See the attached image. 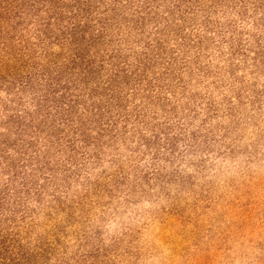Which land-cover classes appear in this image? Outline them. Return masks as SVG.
I'll use <instances>...</instances> for the list:
<instances>
[{
	"label": "rangeland",
	"instance_id": "obj_1",
	"mask_svg": "<svg viewBox=\"0 0 264 264\" xmlns=\"http://www.w3.org/2000/svg\"><path fill=\"white\" fill-rule=\"evenodd\" d=\"M32 3L0 0V53L34 26ZM139 3L119 7L131 13ZM232 6L212 9L218 33L240 27L263 48L232 55L221 34H209L200 55L206 72L191 52L185 88L144 104L150 143L129 135L130 145L92 169L96 188L73 183L63 209L40 216L33 236L53 243L49 264H264V15L243 22ZM119 37L126 47L138 36Z\"/></svg>",
	"mask_w": 264,
	"mask_h": 264
},
{
	"label": "trees",
	"instance_id": "obj_2",
	"mask_svg": "<svg viewBox=\"0 0 264 264\" xmlns=\"http://www.w3.org/2000/svg\"><path fill=\"white\" fill-rule=\"evenodd\" d=\"M31 1L34 26L0 53V264H49L53 243L33 236L40 216L63 209L73 183L96 188L92 169L129 135L150 143L144 104L185 88L193 50L210 71L200 61L209 34L232 55L263 48L240 27L218 33L212 9L223 0H141L131 13L121 0ZM227 1L243 22L264 15V0Z\"/></svg>",
	"mask_w": 264,
	"mask_h": 264
}]
</instances>
